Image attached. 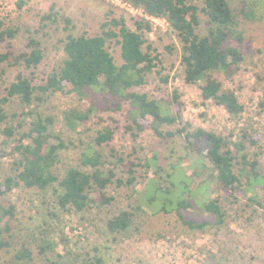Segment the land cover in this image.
<instances>
[{
  "label": "rangeland",
  "instance_id": "1",
  "mask_svg": "<svg viewBox=\"0 0 264 264\" xmlns=\"http://www.w3.org/2000/svg\"><path fill=\"white\" fill-rule=\"evenodd\" d=\"M191 1L201 6L202 0ZM230 4L238 15L240 2L230 0ZM109 10L117 17H124L133 30L136 29L135 22L143 18L152 23V32L146 33L145 38L154 46L158 60L147 77L145 87L135 91L147 93L154 99H169L177 91L184 104L183 122L170 129L174 131L185 126L188 132L202 128L216 133L224 137L227 149L234 155V143L242 138V134L247 133L248 137L255 134L260 139L258 145L253 147L248 142L246 145L251 160H257V171L262 177L256 179L254 185H263L264 17L255 21L239 19L246 40L251 44L250 53L232 80L222 73L217 74L224 88L234 90L245 107L237 117L231 116L214 101L205 102L197 85L185 83L182 46L177 34L166 20L147 17L131 0H0V21L5 27L17 31L12 39L0 41V53L10 52L15 56L29 52L30 38L39 41L44 51V59L37 68L1 65L0 85L5 88L19 75L32 79L34 85L41 84L65 59L67 36L101 34ZM50 12L56 14V22L43 24L41 17ZM67 19L70 24L66 23ZM202 22L199 33L205 35L207 26L203 16ZM168 47L173 50L169 51ZM107 48L116 64L121 65L120 45L110 43ZM40 98L31 106L23 105L17 98L5 106L7 122L0 124V182L12 173L13 165L19 160L17 143L6 137L4 128L26 123L22 114L29 110L55 119L51 133L66 145L59 152V161L54 169L59 177L71 168L88 171L81 164V155L106 126L115 131L114 140L102 150L106 167L116 164L112 150L126 160L130 155L139 156L143 163L151 166L149 170L138 169L134 188L111 185L105 190V194L113 198L110 204L91 206L79 213L59 207L60 189L57 184L46 191L24 186L16 188L6 197L7 204L14 205L16 212L12 223L14 248L4 254L6 260L11 259L17 249L27 246L34 253L31 264H264V209L259 205L264 204V187L247 192L249 168H243L236 162L234 170L244 184V192L237 191L232 196L221 193L213 183L207 190L198 191L201 183L213 181L211 165L201 166L197 159H193L181 167L177 166L180 174L182 169L190 179L191 188L195 189V197L191 199L195 207L186 216L202 219L200 202L216 198H220L225 215L221 225H210L203 230L191 229L183 224L176 212H158L139 202L146 197L152 180L158 179L156 168L162 166V176H165L167 172L172 173L175 164L184 157L182 137L167 141L147 130L134 138L128 129L131 123L128 105L119 112H90L92 104L89 97L54 93ZM71 109L83 114L90 112L89 118L75 129L69 128L65 121V112ZM155 157L156 161L153 160ZM115 168L118 177H123L121 166ZM94 195L96 200L99 199L98 193ZM131 206L136 210L129 230L122 234L110 233L108 221ZM41 246H49L45 254H40Z\"/></svg>",
  "mask_w": 264,
  "mask_h": 264
},
{
  "label": "trees",
  "instance_id": "2",
  "mask_svg": "<svg viewBox=\"0 0 264 264\" xmlns=\"http://www.w3.org/2000/svg\"><path fill=\"white\" fill-rule=\"evenodd\" d=\"M131 1L146 16L166 20L177 34L182 46L181 63L186 84L197 85L205 102H216L233 117L244 112L245 107L237 93L226 90L217 74L222 73L232 80L239 73L251 50L239 19L255 21L263 18L264 0H238L241 4L238 15L234 13L230 0H202L201 6L191 0ZM55 16L51 12L45 14L41 22H56ZM202 16L207 26L205 35L199 33ZM66 23L70 24V21L67 19ZM135 26V30L130 29L124 17H117L109 10L101 34L68 35L64 45L65 59L41 84L34 85L32 79L19 75L15 82L5 88L0 85V124L7 122L5 106L14 98L25 106H31L36 100H41L40 96L75 94L90 98V112H119L128 105L131 121L128 129L133 132L134 138L150 130L162 140L182 137L185 148L184 157L175 164L172 173L167 172L162 176L163 167L159 165L156 168L158 179L152 180L146 197L139 202L158 212H176L183 224L191 229L203 230L210 225H221L225 215L220 198L200 202L199 208L204 215L202 219L186 216L195 207L191 200L195 197V189L191 188L190 179L182 169L180 174L178 167L193 159H197L201 166L211 165L213 181L201 183L198 191L207 190L209 184L213 183L221 193L234 196L237 191L244 192V184L234 170L238 162L243 168H249L248 187L245 189L247 192L254 191L257 187H264V184L254 185L255 180L262 177L257 171V160L250 158L246 142L255 147L260 139L255 134L248 137L247 133H243L242 138L234 143V155L227 149L224 137L216 133L202 128L188 132L185 126L171 130L183 122L181 95L174 91L169 99H154L147 93L135 91L136 88L145 87L147 77L158 60V56L154 55V46L145 38L146 33L152 32L151 21L143 18L136 21ZM16 32V29L7 28L0 21V41L12 39ZM110 43L120 45L121 65L116 64L108 51ZM28 48L29 52L15 56L10 52L0 53V66L8 64L37 68L44 59L41 43L30 38ZM168 50L172 51L173 48L168 47ZM90 112L83 114L75 109L65 112L68 127L75 129L84 123ZM22 117L26 123L4 128L6 137L17 143L19 160L13 165L12 173L0 182V264H31L34 260V253L27 246L17 249L11 259L4 258V254L14 248L12 223L16 213L14 205L7 204L6 197L16 188L24 186L46 191L57 184L60 189L57 200L59 207L79 213L91 206L110 204L113 198L107 196L105 190L111 185L134 188L138 169L149 170L151 166L150 163H143L139 156L130 155L126 160L112 150L115 166H121L123 177H118L115 166L106 167L102 150L115 138L114 129L106 126L81 155V164L88 171L71 168L59 177L54 169L59 161V152L66 145L51 133L55 119L34 110L24 112ZM134 153H137L135 148ZM153 160L156 161L157 157ZM95 192L99 194L97 200ZM259 205L264 209V204ZM134 210L136 207L131 206L110 219L107 223L109 232L122 234L128 231L135 219ZM48 247L41 246L40 254H45Z\"/></svg>",
  "mask_w": 264,
  "mask_h": 264
},
{
  "label": "built area",
  "instance_id": "3",
  "mask_svg": "<svg viewBox=\"0 0 264 264\" xmlns=\"http://www.w3.org/2000/svg\"><path fill=\"white\" fill-rule=\"evenodd\" d=\"M148 17V16H147ZM150 18H154V17H150ZM156 19H158V18H156Z\"/></svg>",
  "mask_w": 264,
  "mask_h": 264
}]
</instances>
